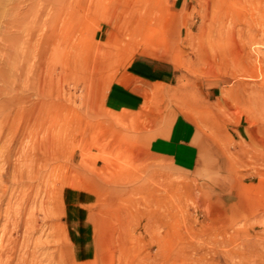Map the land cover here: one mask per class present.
<instances>
[{
  "label": "rangeland",
  "instance_id": "1",
  "mask_svg": "<svg viewBox=\"0 0 264 264\" xmlns=\"http://www.w3.org/2000/svg\"><path fill=\"white\" fill-rule=\"evenodd\" d=\"M0 264H264V0H0Z\"/></svg>",
  "mask_w": 264,
  "mask_h": 264
},
{
  "label": "bare ground",
  "instance_id": "2",
  "mask_svg": "<svg viewBox=\"0 0 264 264\" xmlns=\"http://www.w3.org/2000/svg\"><path fill=\"white\" fill-rule=\"evenodd\" d=\"M186 136L187 135H185L184 133L182 134L180 132H175L172 136V139L170 140L176 144V145L175 144L173 145L172 151L174 152L175 155H177V157H179L183 153H186L188 149H191V147H190V144L192 143L190 140L191 138L189 136H187V137ZM161 140H163V139L161 138L160 141ZM185 145H186V148H185Z\"/></svg>",
  "mask_w": 264,
  "mask_h": 264
}]
</instances>
